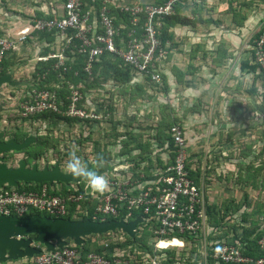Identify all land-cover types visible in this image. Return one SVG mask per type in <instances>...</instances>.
I'll return each instance as SVG.
<instances>
[{
	"label": "trees",
	"instance_id": "1",
	"mask_svg": "<svg viewBox=\"0 0 264 264\" xmlns=\"http://www.w3.org/2000/svg\"><path fill=\"white\" fill-rule=\"evenodd\" d=\"M66 0H64L65 2ZM197 1V0H195ZM258 2H263L264 0H257ZM166 2V1H165ZM232 2V1H231ZM84 9L90 7L91 2L89 0H85ZM164 2H158L153 4H161ZM255 0H238L237 8L232 7V5H228L232 7L238 15V25L242 26L245 20L248 18L250 11L252 10L253 4ZM148 4V3H146ZM109 7V6H108ZM101 2L98 1L95 4V10H100ZM122 7L112 8L110 10V15L114 17V24L117 31L115 40L116 45L119 48L126 47V43L128 41L129 33L131 30L135 29L136 36L141 37L143 33L142 26L146 21V14H141L138 25H134L131 20L132 17L129 12H125L121 10ZM175 9L177 10V4L175 5ZM193 13H196V10H193ZM59 14L53 12H44L42 10H37L34 16L26 17V21H34L36 19L41 18H57ZM196 21L192 20L187 16H181L180 14H173L170 16H165L162 19V24L158 27V37L160 39V49L164 51V54L167 53V44L172 41L173 33L171 32V27L175 24H192L194 25ZM122 24H125V27H121ZM100 29V26H98ZM0 34L4 35L6 32L1 29ZM3 32V33H2ZM61 32L56 31H37L32 34L31 37L28 38L27 41L45 40L49 45H47L43 51L41 52V56H50L51 54H59L60 52L64 55V62L59 67L57 64L60 61L59 56L49 57L48 59H39L35 67L32 71V77L29 80L28 89L25 93L19 98L18 111L17 113H13L11 116L9 115V120L11 121L13 117L19 118V123L15 126V129H11L5 127L8 130H14L15 136L19 140H23L25 136L29 134L27 130H23L21 125L27 121L36 122L44 125L43 129L40 126L38 127V140L36 143L30 145V147L22 150L25 153L27 160L33 158H39L49 153L50 150L54 154L57 155L58 159H63L65 156L69 157V153L76 152V154L84 161V158H89V154L95 153L96 158L94 161V166L96 169H102L105 162L110 161L111 156L109 154L108 146L116 145L120 143L119 151L122 154H130V159L132 156V152L135 149H140L139 156L140 160H132L128 163L127 170L118 171V176H126L127 179H130L132 182L148 180L155 177L153 170L156 168L165 169L168 164L172 163L175 159V146L173 143V138L170 134V128L172 125L177 124L182 125L181 120L177 118H170L169 115H165V109H162L161 115L158 117V120L152 124H147L145 126L139 127V135L134 133L133 130L134 124L133 120L121 121L117 119L116 121L113 118H107V116L111 113L114 114L117 108V103L115 101L116 96L114 91L120 90L125 92L126 88L123 85L129 84L132 81L133 74L136 70L127 62H125L121 56L117 53L113 52H104L97 58H95L91 63V72H88L85 69L89 60V54L80 51L79 40L77 37L71 40V43L67 44L66 40L63 39L59 43V48L57 49L55 46L56 38L61 35ZM71 31L67 32V35H70ZM264 34V27H262L256 34H254V39L252 41V57L243 60L241 62V69L243 71H247L249 73H253L254 81L257 79L264 80V65L259 63L256 60V41L260 38V36ZM26 41V42H27ZM25 42V43H26ZM58 46V45H57ZM63 48L61 51L60 48ZM14 52L15 49H12L4 59L2 63V72L1 74L10 70L15 63L14 60ZM0 74V75H1ZM146 76L147 85L152 87L162 86V89L165 91L168 89L165 86V83L161 85L163 81H165V76L161 73L162 82H155L151 79L149 75ZM109 81H112L113 84L111 88L108 86ZM72 82L77 86L84 94L85 98H89L92 102V105L88 103L87 100H83L79 102V105L82 107H87L88 109L94 107L98 110L99 113H102V118L100 119H85L78 120L74 117H69L52 110H46L44 112L37 113L35 115L29 117H23L20 114L21 103L30 99V93L33 90L37 91H50L58 94V104L61 109L67 108L69 100L67 96L70 94L69 83ZM264 83V81H263ZM146 90V89H145ZM103 91L107 95L100 94ZM143 89L140 86H137L133 89V93L135 96H143V98L151 99L153 96L147 94L146 96L143 94ZM246 92L250 93L251 96H256L258 98V102L256 99L253 101H239L238 105L242 106L245 111H247L250 115L264 113V84L263 89L256 84H253V87L246 90ZM11 96H14V92H11ZM95 95H98V98H95ZM94 96V98H93ZM131 104V103H130ZM1 108L4 106L3 100L0 102ZM107 119V120H105ZM92 120L98 123L97 128L92 123ZM63 121L65 124L69 126V130L72 129L74 132L77 129V124L82 125V130L78 131L79 135V143H76V140L72 141V143L78 147L77 151L72 150L70 146H61V137L53 135V128L51 126H58V124ZM85 121V123H84ZM108 122L110 124L111 129L106 132L105 136L102 139H107L105 142H102V139L99 140L93 138V133L100 128V126ZM263 122V121H261ZM264 124V122H263ZM122 126V130L121 127ZM0 129H2V125H0ZM17 129V130H16ZM155 130V134L153 135L157 141H159L160 145L165 146L169 152L170 156L167 161L162 160L161 158H156L153 160L151 158L152 154V142L151 137H146L147 132H151V130ZM48 131L47 134H44L42 131ZM87 133V134H85ZM145 136V137H144ZM126 140H129L127 142ZM93 147L91 152H89L88 148ZM72 150V151H71ZM88 150V151H87ZM84 152V153H83ZM83 153V154H82ZM103 157V159H98V157ZM258 158L261 159L262 162L259 163L258 166H255L253 162L248 165V171L251 175L249 179L255 180L254 177L258 176L262 171H264V146L262 151L257 155ZM256 156V157H257ZM148 160V161H147ZM187 168L188 163H187ZM190 176L193 178V172L189 170ZM252 177V178H251ZM56 182L49 183H31L30 185H24L21 189L26 190H40L44 185H47L49 191L53 194H67L69 192H74L76 194L83 193L85 191L86 182L81 183H72L71 185L77 186V189H71L67 185L61 183L60 187L55 185ZM70 185V186H71ZM256 185V184H254ZM249 193H246V197L242 199H228L222 201L220 204L218 203H208L206 202V212L208 216V226L211 231L209 233V240H220L225 241L230 245H235L240 248L241 252L246 256H251L254 258L264 257V249H262L258 240L261 236L264 235V227L259 229L256 225V215L254 214L257 210H254L253 213L246 211L245 207L248 208L250 206V201L248 200ZM90 203V206L87 204ZM97 201H91L90 198H84L78 203H71L70 213L67 217L71 219H87L92 218L94 213V208ZM264 204V203H263ZM78 206L79 209L88 210L87 214L77 213ZM244 208V210H243ZM40 213L42 215H46V213H42L41 211H31L30 213ZM141 210H134L133 218L141 215ZM124 214L120 212L117 216H108L107 220L110 219H122L124 218ZM248 223V224H247ZM152 221L146 220L138 225V232L136 236L131 237L126 232L121 231V233H106L102 235L93 234L85 238V242L83 245H74L79 252L82 254V258H85L86 255L90 252H97L105 255L108 258H125L131 260L134 264H145L144 256L147 254L161 255L165 253L164 256V264H204L203 250L204 244L201 237H194L190 235L185 236V241L187 244H191L190 250L191 253H196L195 257L185 256L183 254L179 259H177V252L186 250L185 247L180 248H166V249H158L155 245L154 237V229L150 227ZM254 235V236H252ZM34 236V235H31ZM208 256L206 264H238V263H224L218 262L215 260L211 254H213V250L208 248ZM182 261V262H180ZM0 264H9L7 262H0Z\"/></svg>",
	"mask_w": 264,
	"mask_h": 264
},
{
	"label": "crops",
	"instance_id": "2",
	"mask_svg": "<svg viewBox=\"0 0 264 264\" xmlns=\"http://www.w3.org/2000/svg\"><path fill=\"white\" fill-rule=\"evenodd\" d=\"M165 1L168 0H109L108 6L109 10H112L132 4ZM229 3L237 8L238 0H178L175 14L187 16L196 22L194 25L178 23L171 27L173 39L167 44V53L159 66L166 78L163 82L161 80L160 84L165 83L168 89L164 91L160 85L158 87L147 85L146 76L135 72L132 81L123 85L126 88L125 92L114 91L115 95L124 97L126 103L132 101L130 110L125 109L129 116L128 120L134 121L139 118L142 126L152 124L151 122L158 120L162 109H165L164 114L170 118L181 120L187 137L189 170L194 173L193 179L200 187L205 203L215 204L228 199H242L246 197L247 192H252V185L258 186L259 182H264V171L252 180L249 179L251 175L247 169L251 162L255 166L262 162L257 155L264 146V124L259 114L250 115L238 105V78L243 81L253 75L241 69V62L252 57L254 34L264 27V3L261 8L252 7L242 26L238 25V15L228 6ZM63 4L64 0H44L40 6L34 8L33 5L36 10L32 8L31 14L22 12L23 7H19L18 4V11L15 14L13 12V16L19 19L20 26H23L27 22L26 16H34L37 10L61 15L64 11ZM193 10H196L195 14ZM0 28L6 31L4 26L0 25ZM11 30L12 28L7 29V32ZM59 40L56 38L57 49ZM24 44L19 49L16 48L14 54L37 55L34 66L40 59L43 49L49 45L45 40L39 41L34 38ZM16 65L17 63H14L12 66ZM13 69L14 67L10 70ZM111 84L113 82L109 81L108 86L114 88ZM137 86L143 89L145 96L149 94L153 97L148 99V96L147 98L135 96L133 89ZM246 93L248 96H242V100L239 101L254 99L259 101L256 96ZM124 114L120 113L116 118L127 122V116ZM109 127L107 126V130ZM94 133L97 135L96 131ZM154 134L155 130L152 129L145 135L147 138L152 135L151 158L155 160L158 157L167 161L170 156L167 147L160 145ZM106 140L102 139V142ZM119 146L120 143L108 146L111 156L108 163L113 164L112 167L125 166L132 160H140V149H135L132 152L134 156L130 159V154H122ZM242 182L252 184L247 185L250 189H246L243 197L241 194L244 191L238 192V183ZM248 200L250 206L245 209L251 213L257 210L254 213L258 220L256 225L262 229L264 200L259 190L250 193ZM210 231L211 229L207 228V238ZM190 246L191 244H187L184 252L183 250L177 252V259L183 254L195 257L196 253H191Z\"/></svg>",
	"mask_w": 264,
	"mask_h": 264
},
{
	"label": "built area",
	"instance_id": "3",
	"mask_svg": "<svg viewBox=\"0 0 264 264\" xmlns=\"http://www.w3.org/2000/svg\"><path fill=\"white\" fill-rule=\"evenodd\" d=\"M91 5L84 9L85 0H66L63 4V13L57 18H41L27 21L23 26H14L6 34H0V74L2 63L12 49L24 44L34 32L56 31L62 34L57 37L59 41L65 39L71 43L75 37L79 40L80 51L89 54V60L85 69L91 72L92 61L104 52H113L130 64L136 72L149 75L155 82L161 81V62L165 58L164 51L160 49L158 27L165 16L175 14V5L178 0H168L161 4H132L124 6L121 10L129 12L134 25H138L140 15L146 14V21L141 37L136 36L135 29L129 33L126 47L119 48L116 45V28L114 17L110 15L109 0H89ZM100 1V10H95V4ZM100 26V29L98 28ZM71 31L70 35L67 32ZM256 60L264 65V34L256 41ZM63 51V48H60ZM59 56V67L64 62V55L51 54L40 59ZM70 94L67 96L69 103L64 110L58 104V94L50 91L33 90L30 99L21 103L20 114L29 117L46 110L77 118L100 119L99 113L94 107L87 108L79 105L84 99L90 105L92 102L85 98L83 92L69 83ZM264 122V113L259 114ZM170 134L175 146V159L165 169L153 170L155 177L132 182L126 176H118V171L127 170L128 165L120 170L117 166L109 168L103 174L110 182V190L104 194L93 193L87 183L83 193L69 192L67 194H53L47 185L40 190H26L19 187L4 185L0 188V215L25 216L31 211H41L53 217H67L70 213L71 203H78L84 198L97 201L93 217L91 219L106 221L108 216H117L122 212L125 221H132L137 217H143L152 221L150 225L154 229L155 245L158 249L180 248L187 245L185 236L201 237L204 244L203 256L207 263L208 248L213 250L211 256L218 262L238 264H264V257L254 258L244 255L240 248L230 245L225 241L209 240L206 235L208 216L206 203L200 187L190 176L187 168L188 149L185 129L177 124L172 125ZM93 163V157L89 156ZM95 160V159H94ZM71 189L77 186L67 185ZM90 206V203L87 204ZM77 213L87 214L88 210L79 209ZM141 210V215L133 218L134 210ZM259 246L264 249V235L258 240ZM69 244L57 247L55 250H43L26 262L16 261L14 264H134L125 258H108L97 252H90L85 258L74 246ZM219 247V251H217ZM165 253L161 255L147 254L143 258L145 264H164ZM30 258V257H28Z\"/></svg>",
	"mask_w": 264,
	"mask_h": 264
},
{
	"label": "water",
	"instance_id": "4",
	"mask_svg": "<svg viewBox=\"0 0 264 264\" xmlns=\"http://www.w3.org/2000/svg\"><path fill=\"white\" fill-rule=\"evenodd\" d=\"M21 83L23 82L14 80L10 70L0 75V88L5 84L18 86ZM4 133L3 130L0 131V188L4 185L18 187L20 184L30 185L44 182H63L69 185L70 182L84 181L73 178L69 172L62 170L60 161L52 166L46 164L39 168L37 162L28 166L27 159L20 158L15 166H9L3 161L1 154L24 150L36 143L37 136L30 134L22 141L14 137L3 140ZM84 162L92 169V162L89 158H84ZM108 162L104 163L102 169L95 171L102 175L105 174L111 166ZM143 221V217H137L132 221L71 219L42 215L37 212L25 216L0 215V262L33 257L43 250L52 251L57 247H64L68 244L67 239H72L75 245L81 246L85 238L93 234L102 235L120 230L134 237L138 232V225ZM43 246L45 249L42 248Z\"/></svg>",
	"mask_w": 264,
	"mask_h": 264
},
{
	"label": "rangeland",
	"instance_id": "5",
	"mask_svg": "<svg viewBox=\"0 0 264 264\" xmlns=\"http://www.w3.org/2000/svg\"><path fill=\"white\" fill-rule=\"evenodd\" d=\"M43 2H44V0H0V25L2 27L4 26V28L6 29L5 32H7V29L14 28V26H20L21 23H20L19 19H17V18L15 19L13 16L15 14V12L18 11L17 5L19 4V7L20 6L23 7L22 12H24L26 14L27 13L31 14L30 10L33 8V5L35 8L36 6L42 5ZM262 3L263 2L255 1V3L253 4V8H256V9H257V7L261 8ZM27 8H28V10H27ZM34 8H33V10L35 11L36 9H34ZM13 12H14V14H13ZM0 32H1V30H0ZM21 45H23V44H19L17 48L19 49L21 47ZM24 46H25V44H24ZM56 48H57V46H56ZM33 50H34V48H33ZM32 57H33V59H32ZM34 57H35V59H34ZM36 58H37V55L35 56V54L33 55V54H29V53H23L22 55L20 53H16V55H14V60H15V63H17V65L13 66L14 67L13 71L12 70H10V71L12 72L14 80H19L23 83L19 84L18 86H12L9 84H5L4 86H2L0 88V102L2 100L4 102L3 108H1V106H0V125H2V128H4V129H5V127L15 129V126L17 125V123H19L18 117H16V118L13 117V119L10 121L9 115L11 116L13 113H17V111H18L17 104L19 103V98L28 89L27 86L29 85V80L32 77V71H33V68L35 67L34 63L36 61ZM253 78H254V75H252V77L250 79L243 80V81H242V79L238 78V102H239V100H242V96H248V94L246 93V90L253 87V84H256V86H259L261 89H263V84H264L263 81L264 80L263 79H257V81H254ZM239 80H241V82H239ZM11 92H14L15 95L11 96L10 95ZM100 94L107 95L105 92L103 93V91H101ZM93 98H94V96H93ZM95 98H98V95L97 96L95 95ZM115 101L118 102L116 104L117 108H116V110H114L115 113L114 114L110 113L108 116H111V118H113L116 121L117 120L116 117L119 116L120 113H123V114L125 113L124 116H127L128 113L126 114V112H127V110H130V105H131L130 103H132V101L129 103H126V100L124 99V97H121L119 99V97H117V96L115 98ZM125 109H127V110H125ZM123 119L124 118H122V120ZM126 119L128 120L129 116H127ZM105 120H107V119H105ZM152 121H154V120H152ZM84 123H85V121H84ZM92 123L94 124L95 127L98 126V123L93 121V120H92ZM151 123H153V122H151ZM42 124H40V123L37 124L36 122L27 121L21 125V128L23 130H27L28 132L33 131L34 133H37L39 126H40V128L42 127V129H43L44 125H42ZM133 124H134V128H135L133 130V132L137 133L136 134L137 136H140L138 134L139 133V127L138 126H142L143 123L140 122L139 118H137L136 120L133 121ZM77 126H78L77 129L73 132L72 129L69 130V126L67 124H65L63 121H61L58 124V126H51V128H53L52 129L53 135L62 138L61 143H60L61 146H63V147L64 146H70L72 150L77 151L79 148L76 147L72 143V141L76 140V143L77 142L79 143L78 131L82 130V125L77 124ZM107 126H110L108 124V122H105L104 124H102L100 126V128L96 130L97 135H95V133H93V138L97 137V138L102 139L105 136V131L108 132L111 129V127H109L110 129L107 130L108 129ZM121 130H122V128H121ZM11 131H13V130H11ZM126 141L129 142V140H126ZM92 149H93V147H89L88 148L89 152H91ZM17 155L23 156V153H19ZM89 155L91 157H93L94 159L96 158L95 153L91 152ZM64 159H69V157L65 156ZM94 159H92V161H95ZM67 163L68 162L65 161L64 164L67 165ZM92 165H93V163H92ZM112 166H113V164H111V167ZM92 167L94 170H97L94 165ZM117 167L120 168V170L123 168V166H117ZM61 183H63V182H56L55 185L57 187H60ZM72 183L73 182H70L69 185H71ZM63 184H65V183H63ZM24 185L25 184H20V186H18V187L21 188ZM84 185H86V184H84ZM247 185H252V184L251 183L243 184V182L238 183V192L242 193L244 191L241 194V197H243L245 192H247V190L250 189L249 186H247ZM252 188H253V190L250 193L252 194L253 192L259 190V193H261L262 199L264 200V197H263L264 196V182H262V183L259 182L258 186L252 185ZM250 193H249V195H250ZM258 197H259V195H258ZM259 199L261 200V197H259ZM257 201H259V200L257 199ZM42 213H44V212H42ZM46 215H49V214L46 213ZM111 233H121V231L115 230ZM67 243H68L67 245L72 244L73 240L67 239ZM42 248H44V246ZM31 258L32 257H30V258L24 257V258H20L18 260H10L7 263L14 264L16 261L26 262V261L30 260Z\"/></svg>",
	"mask_w": 264,
	"mask_h": 264
},
{
	"label": "clouds",
	"instance_id": "6",
	"mask_svg": "<svg viewBox=\"0 0 264 264\" xmlns=\"http://www.w3.org/2000/svg\"><path fill=\"white\" fill-rule=\"evenodd\" d=\"M98 159L102 160L103 157H98ZM67 169L73 178L86 181L89 189L93 193H99L102 195L110 190V182L108 178L89 168L74 151L69 153ZM217 251H219V247H217Z\"/></svg>",
	"mask_w": 264,
	"mask_h": 264
},
{
	"label": "flooded vegetation",
	"instance_id": "7",
	"mask_svg": "<svg viewBox=\"0 0 264 264\" xmlns=\"http://www.w3.org/2000/svg\"><path fill=\"white\" fill-rule=\"evenodd\" d=\"M4 131L5 133H4V136L2 137V139L4 140V139H6V138H9V137H14V138H16L17 140H19L16 136H15V134H13L14 133V130L13 131H10V130H6V129H4V128H2V129H0V131ZM17 130V129H16ZM44 134H47V130L46 131H42ZM30 134H35L36 136H37V140H38V134L37 133H34L33 131L32 132H29V134L28 135H30ZM27 135V136H28ZM27 136H25V137H27ZM24 140V139H23ZM19 141H22V140H19ZM37 142V141H36ZM62 148H64V147H62ZM19 153H23V156L21 155H17V154H19ZM1 156L3 157V161L4 162H6V163H8V165L9 166H15L16 164H17V162H18V160L20 159V158H26V155H25V153L24 152H22V150L21 151H12V152H5V153H3V154H1ZM27 159V158H26ZM57 161H60V165H61V169L62 170H64V171H67L68 172V169H67V165H65L64 163H65V161H69V159H58V157H57V155L56 154H54L53 152H52V150H50L49 151V153L48 154H46V155H44V156H41V157H39L38 159L36 158H33V159H29V160H27V162H28V166H32L33 165V163H35V162H37L38 163V167L39 168H41V167H44V165H49V166H52V165H54ZM68 164V163H67ZM42 165V166H41ZM93 165H94V162H93ZM92 165V166H93ZM92 169H93V167H92ZM94 170V169H93Z\"/></svg>",
	"mask_w": 264,
	"mask_h": 264
}]
</instances>
